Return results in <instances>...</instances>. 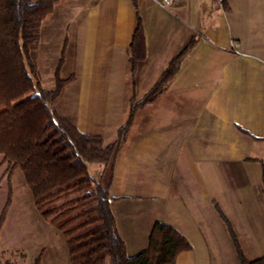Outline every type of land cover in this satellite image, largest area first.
Wrapping results in <instances>:
<instances>
[{"label":"crops","instance_id":"obj_1","mask_svg":"<svg viewBox=\"0 0 264 264\" xmlns=\"http://www.w3.org/2000/svg\"><path fill=\"white\" fill-rule=\"evenodd\" d=\"M68 1L51 14L46 40L66 46L63 68L72 65L77 76L61 103L70 102L81 132L105 145L116 141L132 95L141 99L196 40L165 93L137 111L115 160L111 210L128 256L147 249L153 225L163 222L191 244L175 264H240L223 215L245 254L261 258L264 203L253 200V188L264 196V0H227L224 8L189 0L169 9L136 0L147 56L135 89L134 0Z\"/></svg>","mask_w":264,"mask_h":264},{"label":"trees","instance_id":"obj_2","mask_svg":"<svg viewBox=\"0 0 264 264\" xmlns=\"http://www.w3.org/2000/svg\"><path fill=\"white\" fill-rule=\"evenodd\" d=\"M62 0H0V155L11 169L20 168L36 208L65 237L71 264H175L191 250L185 236L171 225L156 222L147 249L129 257L111 210L114 166L137 111L153 104L180 72L196 40L175 57L160 81L141 99L130 98L125 123L115 142L81 132L56 108L74 76L61 78L64 52L55 71V87L44 89L38 63L44 20ZM136 26L129 46L130 77L135 89L139 64L146 59V34L134 0ZM66 49V46L65 48ZM245 132V131H244ZM89 164L104 166L101 180ZM264 193V160L262 161ZM240 264H264V256L246 257L231 223L224 218ZM0 264H11L0 257Z\"/></svg>","mask_w":264,"mask_h":264},{"label":"rangeland","instance_id":"obj_3","mask_svg":"<svg viewBox=\"0 0 264 264\" xmlns=\"http://www.w3.org/2000/svg\"><path fill=\"white\" fill-rule=\"evenodd\" d=\"M102 1L97 0L98 5ZM68 3V6L71 5L72 0ZM131 5L129 2L130 10H132ZM68 14L71 13L68 12ZM51 17L52 15H49L43 22L38 51L41 82L44 89L47 90L55 87L56 68L63 52L65 64L67 53V49L60 50L57 47L58 44L52 45L46 42L49 33L48 23L52 21L49 20ZM64 64L60 75L61 78L67 79L73 72V66L63 68ZM73 76L75 81L77 76L76 74ZM62 99L63 96L56 104L57 110L84 131L85 127L76 120L73 112L70 111L72 107L70 102L63 104L61 103ZM99 167L101 165H88L90 174L95 178H98ZM253 192V200L264 203V196H259V188H253ZM246 252L248 256L245 252L244 254L249 259L254 258L251 256H256L254 253H249L248 250ZM257 254L260 257L264 256V250ZM0 257L3 261L11 264H71L65 237L41 216L22 170L20 168L11 169L2 155H0Z\"/></svg>","mask_w":264,"mask_h":264},{"label":"built area","instance_id":"obj_4","mask_svg":"<svg viewBox=\"0 0 264 264\" xmlns=\"http://www.w3.org/2000/svg\"><path fill=\"white\" fill-rule=\"evenodd\" d=\"M154 1L162 8L169 9L181 2H185L189 0H154ZM214 1L220 8H224L227 2V0H214ZM235 53L238 55L240 54V52L236 49H235Z\"/></svg>","mask_w":264,"mask_h":264}]
</instances>
